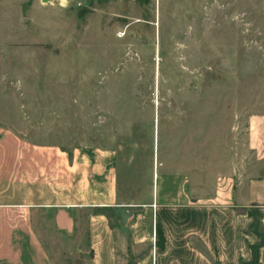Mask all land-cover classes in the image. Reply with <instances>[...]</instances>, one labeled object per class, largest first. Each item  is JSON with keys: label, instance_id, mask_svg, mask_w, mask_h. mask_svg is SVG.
<instances>
[{"label": "rangeland", "instance_id": "374dc122", "mask_svg": "<svg viewBox=\"0 0 264 264\" xmlns=\"http://www.w3.org/2000/svg\"><path fill=\"white\" fill-rule=\"evenodd\" d=\"M32 1L0 0L8 146L114 160L109 206L75 208L71 235L39 214L42 245L54 264H149L155 213L176 220L251 159L246 121L264 116V0H51L42 11ZM9 176L16 201V168Z\"/></svg>", "mask_w": 264, "mask_h": 264}, {"label": "crops", "instance_id": "0c3cea01", "mask_svg": "<svg viewBox=\"0 0 264 264\" xmlns=\"http://www.w3.org/2000/svg\"><path fill=\"white\" fill-rule=\"evenodd\" d=\"M50 1L33 0L31 7L42 11ZM61 12L51 11L55 21L63 22ZM9 141V132L0 130V264H54L40 239L39 214L52 215L53 227L71 235L75 208L108 207L115 197L112 154L25 142L11 149ZM243 151L251 159L236 168L235 178L217 179L208 198L178 209L176 220L170 211L155 213L149 264H264V116L247 118ZM15 168L17 193L11 201L9 173ZM75 196L84 201L75 203ZM115 247L118 251L116 239Z\"/></svg>", "mask_w": 264, "mask_h": 264}, {"label": "water", "instance_id": "95a60500", "mask_svg": "<svg viewBox=\"0 0 264 264\" xmlns=\"http://www.w3.org/2000/svg\"><path fill=\"white\" fill-rule=\"evenodd\" d=\"M49 0H43V2H48Z\"/></svg>", "mask_w": 264, "mask_h": 264}]
</instances>
